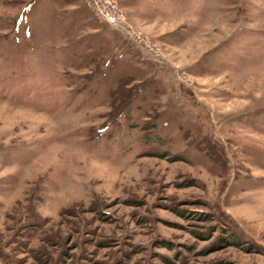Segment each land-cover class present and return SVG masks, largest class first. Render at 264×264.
<instances>
[{"label":"rangeland","instance_id":"1","mask_svg":"<svg viewBox=\"0 0 264 264\" xmlns=\"http://www.w3.org/2000/svg\"><path fill=\"white\" fill-rule=\"evenodd\" d=\"M115 1L0 0V264H264V0Z\"/></svg>","mask_w":264,"mask_h":264},{"label":"built area","instance_id":"2","mask_svg":"<svg viewBox=\"0 0 264 264\" xmlns=\"http://www.w3.org/2000/svg\"><path fill=\"white\" fill-rule=\"evenodd\" d=\"M96 5L100 17L111 26L120 27L127 25L126 13L115 0H96ZM128 32L139 42L145 39L140 31H136L131 27H129ZM157 63L159 62L157 61Z\"/></svg>","mask_w":264,"mask_h":264}]
</instances>
